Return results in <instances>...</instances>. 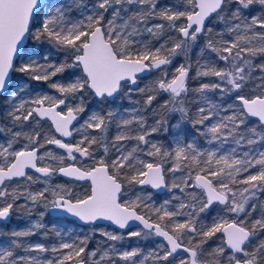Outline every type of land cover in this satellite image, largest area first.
Segmentation results:
<instances>
[{"label": "snow or ice", "instance_id": "1", "mask_svg": "<svg viewBox=\"0 0 264 264\" xmlns=\"http://www.w3.org/2000/svg\"><path fill=\"white\" fill-rule=\"evenodd\" d=\"M186 2L191 5V10L173 11L171 8L165 7L157 11V0H96L91 14L86 17L87 23H85L84 20L77 22L68 20L63 6L45 3V0H0V90L5 89L6 81L12 70L30 73L33 80L48 81L50 77L63 72L67 67H82L84 73L82 78L67 85L53 83L50 86L57 89L61 94L74 95L78 92L85 93L91 90L96 97L102 99L114 97V94L118 93L123 87L122 82H130L135 85L138 73L161 69V66L171 64L174 56L181 52L186 53L190 43L195 42L200 34H204L208 37L205 47L217 53L219 59L227 62L230 68L218 69L215 66L204 65L202 67L205 70L198 71L197 76L218 77L221 82H226L231 88L225 89L221 83H204L194 91L199 93L216 89H220L221 92L236 91V99L241 102L242 108L211 124L207 127L206 132L201 133V135L208 136L211 134L208 143L219 140L221 145L229 137L237 146H242L245 141L248 145L257 143L254 137L264 140V134L258 132L256 127L248 128L246 123L248 117H256L260 125L264 126V83L257 86L262 89L260 95L252 97L239 95V91L252 78V73L256 68L264 73V63L254 64L253 62L257 57L264 59V0H186ZM125 5H140L143 7L124 19L122 25L117 26L115 21L123 19L120 15L121 11H128ZM254 6H259L260 13L251 15L249 20L244 12ZM48 9H51V14L47 11ZM109 9H113L112 18L107 20L105 24V13ZM155 18L168 21V27L179 32L181 38L174 42L170 48L162 44L160 47L152 49L146 43L136 47L135 45L139 42L134 40L133 37L141 34L142 30L138 27L139 24H144L143 31L153 36H159L164 30L165 25L162 23L155 24L152 27L146 26L150 19ZM181 18H185L187 23L178 25L176 22L180 21ZM206 21L213 24L216 22L222 23L225 25V30L216 32L214 27H209L206 24ZM257 27L261 30L256 31ZM33 28H35V31H33ZM233 34L235 35L231 40L224 38L226 35ZM213 35L218 39H213ZM30 36L36 41L46 39L57 48L65 50L67 54L73 57V63H63L58 66L38 64L27 52L28 45L26 41ZM224 53H227V55ZM25 57H28L29 62L22 63L20 67L14 69V60H24ZM44 59L47 60V56H44ZM48 69L53 70L49 72ZM162 72L163 77L154 82V87L139 89L142 93L146 91L153 93L147 96L146 105L153 103L157 92H167L170 94V99L162 107L167 108L169 104H172L171 111H179L182 117L186 116L187 109L183 107L184 101L180 100L178 102L181 105L179 108L175 107V104L177 103L176 98L181 97L182 94H186L188 91L189 68L180 65L176 68L175 74L170 80L167 79L168 73L163 69ZM260 79L264 81V76H261ZM129 91H132V89H129ZM202 98L209 105V110L205 114V108L199 107L198 118L194 120V125H203L205 121L211 120L213 116H219L221 110L220 105L211 103L206 97ZM66 99L67 96L60 99L47 95L39 97L33 101L38 107L27 110L22 119L28 121L34 113L39 117H49L55 125L56 132L64 137L71 136L72 131L69 126L77 118L74 113H81L85 108L82 95L80 104L75 107L66 105V113L62 114L61 111H56L55 109L59 105H65ZM45 101L49 102V107H42ZM233 107L234 105L231 104L227 106L228 109ZM23 109L24 104L21 103L9 115L13 117L14 121H20L21 116L15 113ZM114 115L115 113L112 111L106 114L94 112L82 127L99 130L103 133L107 130L108 123ZM133 123H137L143 128L146 121L144 117H134L133 119H123L121 121L123 126H129ZM162 124L163 120H157V126L152 127L150 132L145 131L135 136L122 132L115 137V141L135 139L147 145L149 141L146 137L157 132ZM241 126H244V131H241ZM12 135L13 141H10L7 147L0 144V157L6 159L5 165L0 166V185H4L6 180L10 181L14 177H26L27 180H33L34 178L25 171L29 168L35 169L36 172L45 177L51 176L57 169L47 165L43 167L37 165V161H43L45 155L63 164L65 159L63 156H55L51 153L37 155L39 148L44 147V144L38 143L39 132L34 135L15 132ZM21 135L28 139L29 144H26L24 149L20 151L9 152L15 138ZM44 141L47 144H55L59 148L66 149L68 157L72 160H76L73 153H79L82 157H93V153L89 151L90 146L101 142L96 137L87 135L75 145L64 143L55 137L48 138L45 136ZM85 141H87L88 146L82 147ZM30 144H38V147L30 148ZM138 150H140L139 145L126 154L118 155L111 161V164L106 163L104 159H99L92 167L80 168L71 165L59 167L58 171L64 176L91 181L90 193L82 198L77 197L74 201L71 198L70 191L60 185H57L60 191H51V195L56 197L51 201L47 200L46 193L49 192L47 187L36 193L30 191L27 193L20 192L18 189L8 192L6 187L0 189V197L11 196L12 200V202H0V220H6L10 217L15 201L21 197L31 200L33 203L38 200H45L44 206L46 208L50 206L53 210H63L85 223L108 220L123 229L128 226L130 220L140 221L144 228L149 230L144 235L154 232L156 236L163 237L167 241V248L163 244L160 245L164 249V254L158 258L167 261L168 264H172L169 257L175 260L180 249L187 253L188 257L180 258L179 264H264V241H260L256 245L251 243L252 237L256 236L259 231H264V206H262L261 218L253 220L250 226H245L247 217L251 215V212L246 211V205L251 198L255 197V190H264V152H259L257 156H253L246 151L242 156L237 157V149L231 148L226 153L218 155L219 148L201 151L195 147L194 143L182 145L177 140L174 152L162 150V147L158 144L151 143L147 155L158 157L159 162H145L135 157L134 154ZM117 151L119 152L120 149L118 148ZM107 152L108 148L105 146V154ZM8 157H11L13 162L8 163ZM170 157L173 161V166L169 169L170 172L180 171L182 164L189 169L194 167L199 169L194 177V187L202 189L207 196L205 201L199 202L198 211L186 213L185 215L189 218L184 222L173 223L171 231H169L167 225L162 227L160 223L150 222L144 215L137 214L134 209L139 207L137 201L140 200V197H137V201H132L130 205L119 202L123 188L122 180L127 181L129 184L150 185L154 189L165 186L163 165ZM213 164L216 165L215 168L212 167ZM137 165H140V167H137ZM257 166L259 167L257 168ZM125 168L133 174L130 176L127 173L122 174L121 170ZM253 168H257L255 174L250 173V169ZM200 172L205 174L201 175ZM243 173L249 174L242 179H237ZM35 179L38 181L40 178L36 177ZM184 183L186 187H193V185H188L186 181ZM230 184L246 185L240 190L241 198L239 201H237L236 193L230 187ZM172 187L184 191L179 184L173 183ZM229 193H232L231 198ZM244 193H249V195L245 196ZM66 195L68 198H65ZM191 195L195 201L196 194L192 193ZM214 202L224 205L227 212L235 213L237 217L243 213L245 219H233L230 222L226 219L217 220L213 218L211 225L201 223L197 227L196 217L198 214L204 212ZM165 203L168 202L165 201ZM187 207L195 210L196 204L181 203L180 205L181 209ZM255 208L256 205L253 204L252 211H255ZM155 211L160 212V209ZM179 214L181 213L165 210L159 216V220L163 221L165 217L171 219ZM40 215L43 216V213ZM43 227V224L36 223L28 230L12 231L11 236L14 238L28 237L34 234L33 229ZM216 233H223L227 248L231 250L230 253H226L224 247H217L211 251L204 249V245ZM141 234L140 231L129 233L130 236H140ZM101 235L111 241L123 239L122 236L110 232L102 231ZM184 237L188 238V246L183 244ZM197 237H199L198 240ZM86 244L87 238L81 240L79 245L62 243L59 248L52 247L51 251L53 253L58 252L60 249H70L71 251L59 259L46 261H41L34 256L13 258L14 252L11 248H0V264H66L70 260H73L75 264H89L82 257V254L85 253ZM11 245L15 248L22 247L19 239H13ZM48 250L41 244L24 247L25 252L38 251L43 253ZM96 254V251H92L90 256L95 257ZM138 254V249L124 251L120 254V258L131 260ZM107 255L108 253L105 251L100 256V260H93L91 264H100V261L104 260ZM204 256H209L211 259H202ZM221 257H223V261Z\"/></svg>", "mask_w": 264, "mask_h": 264}, {"label": "trees", "instance_id": "2", "mask_svg": "<svg viewBox=\"0 0 264 264\" xmlns=\"http://www.w3.org/2000/svg\"><path fill=\"white\" fill-rule=\"evenodd\" d=\"M167 1V0H165ZM128 9L127 12L121 11L122 13H124V15H129L130 11L134 8L133 5H129L126 7ZM112 12V11H111ZM254 13V9H250L249 12H246V15H252ZM77 15V14H76ZM76 15H74L73 17H76ZM248 17V16H247ZM250 17V16H249ZM126 19V18H124ZM123 19V20H124ZM122 20V19H120ZM106 22V19L104 21V23ZM185 22V18H181L180 21H177L176 23L179 24H184ZM169 23H164V25H167ZM217 29L221 32L225 30V25L222 23H219L218 26H216ZM203 35V34H202ZM199 35L198 39L195 41V43L191 42L186 53L181 52L180 54L174 56L172 58V62H171V67L169 68V74L173 73L174 71V67L178 64L181 65H185L186 67L189 68V75H188V92L187 94H185L181 99H177L176 101L177 103L175 104V107L179 108L181 105L178 103L180 100H183V107H187L188 105V109H187V115L182 117V114L177 111L176 113H173V111H171L170 109H172L173 105L169 104L167 108L162 107V105L165 104L166 101H168L170 99V94L167 92H157L156 98L153 100V103L151 105H146L145 101L147 99L148 95L153 94L152 92H140L139 89L138 90H132L129 91V89L127 88V86H124L122 89V95H120L114 102L110 103L107 101H103V102H97L93 96L91 95V93L89 91L85 92V93H75L74 95L72 94H66V96L71 99V100H79L81 102V96L83 95V101H84V108L85 110L82 112V117L83 119H85L87 117V115L89 113H98V114H106L109 111H112L115 113V115L111 118L110 122L108 123V127L107 130L105 132H100L99 130H91V132L87 135L89 137H96L98 140H100V143L97 144H92L89 148V151L94 154H102L99 156H103V159L105 160L106 163L111 164L112 161V156L113 152L115 151V149L119 148L121 151H123L124 153L131 151L134 147H136L137 145H139V149L134 155L135 157L142 159L144 161L146 160H152L153 162H159V158L155 157V158H150L147 155V152L150 148V144L151 143H156L158 144V146L162 147V150H168L170 152H174V146L171 144V142L169 141V139L175 135L181 136L184 138V140L186 141V143H194L195 147L198 150L201 151H205L208 150V148L206 147V140H210L211 139V134L208 136H204L201 135V133L206 132L207 127H209L211 124L218 122V120H220L222 117L229 115V110H224L227 108V106L229 104H237L235 101V97L237 95V92H234L231 95H224L216 97L215 95L212 97H209V101L211 103L217 104L221 106V110L219 112V116H213V118L211 120L205 121L203 125L201 124H195L194 125V120L198 118V108L199 107H208L209 110V105L205 103V101L201 102L202 100H204L202 97H205L204 95H206L205 91L204 93H199L194 91L195 89H198L201 84L204 83H209L211 84V79L209 76L205 77V76H199L197 78H194V70L196 69H200L199 71H202L203 67L200 65V63L196 66V63L199 61L198 59V53L196 52V45L197 44H201L203 43V36ZM150 36V35H149ZM152 38H150V42L149 44L151 46H158L160 47V45L164 44L166 45V47H171L173 45L174 42L178 41L180 39L179 36V32H177L174 29L171 28H164V30L162 31V33L159 36H153L151 35ZM47 41V40H46ZM48 42V41H47ZM191 44H195V45H191ZM27 52H29L31 54V56L33 57H37L39 56L41 59L44 57V54L46 53V50L42 47L37 48V49H33L30 48V37L28 39L27 42ZM49 47L52 49H54V52L59 54V56L65 55L66 60H67V64H72L73 63V57L69 54H67L65 52V50L61 49V48H57L53 43L48 42ZM48 52V51H47ZM227 55V54H225ZM203 57H201L202 59ZM217 57H214V59H216ZM204 59V58H203ZM212 60V59H209ZM254 64H259V63H264V59H262L261 57H257L254 59ZM20 63H19V59L16 60L15 64H14V69L20 67ZM210 65V64H208ZM217 65L220 68H230V65L223 61L220 60L217 62ZM166 66V65H165ZM163 67V66H161ZM205 69V68H204ZM257 70H259V68H256ZM156 70V69H154ZM154 73V72H153ZM28 73H21L15 70H12L11 73V80H10V85H9V89H12L15 85H17L19 83V81L21 80H26L27 81V90L29 89H33V90H44L46 88L48 81H37V80H33L31 79L30 75H27ZM82 76L79 67H67L65 68V70L61 73H57L55 76H53L51 79L52 80H59L61 83H67L70 79H72L71 77L74 76ZM144 81L141 82V84L143 85ZM155 85H151V87H154ZM148 87V88H151ZM128 90V91H127ZM250 85L247 82L246 86L239 91V94L245 96V97H250L251 96V92H250ZM7 91V92H8ZM6 92V93H7ZM6 93L4 94H0V112L3 111V109L5 108L4 105V97L6 95ZM209 93V92H208ZM127 95V97H126ZM207 98V97H206ZM124 99V101H123ZM25 104H29V103H25ZM24 104V105H25ZM161 107V109H160ZM126 108L130 109L131 112L127 115V116H120V113L123 112V110H126ZM206 109V108H205ZM240 109V108H238ZM30 110V109H29ZM205 111V114H207V111ZM134 117H144L146 123L145 126L143 128H141L139 126V124L137 123H133L132 125L129 126H123L121 124V121L123 119H133ZM6 117H4L5 120ZM31 120H33L35 122L34 126H29V129H32V131L30 132V135H34L36 132L40 133V137L38 139V143L44 144V147L40 148V150H43L46 146H48V144L45 143L43 137H45L47 134L48 135H52V131L50 128V125L46 122H40L38 121L34 116L30 117ZM3 120V119H2ZM157 120H163V124L161 126H159V130L157 132L151 133V135L147 136L146 139L149 141V144H144L143 142L137 141L135 139H128V140H123V141H115V137L120 134V133H125L128 135H133L135 136L136 134H141L145 131H151L152 127L157 126L156 125V121ZM247 123V127L248 128H252V127H256L257 131L261 132L262 134H264V128L260 127L255 121L253 120H246ZM118 125H120L118 127ZM244 126H241V131H244ZM43 133L45 134L43 136ZM75 134H77V132H75ZM103 137V139L101 140V138ZM6 138V131H4L3 133H0V140H4ZM230 138V137H229ZM257 140V143L253 144V148L252 150H249L250 153L254 152V151H260L263 147H264V140H260L258 137H254ZM219 141V140H217ZM261 141V142H260ZM216 141L210 143V145H216L215 144ZM33 146H38V144H31V147ZM84 146H88L87 145V141H85V144L82 145ZM105 146H107L108 148V152L107 154H105ZM243 146V150H247L248 147L250 145H248L245 142L242 143ZM256 147V148H255ZM203 159V158H201ZM91 163V162H89ZM96 163V162H94ZM173 163L172 158H168L165 162H164V166L168 167ZM137 167H140V165H137ZM199 171L198 168H192V172L197 173ZM122 174L124 173H129V176L132 175L133 173L129 170V169H122ZM200 174H205L203 172H200ZM52 180L57 181V182H62V183H66L63 179H61L60 177L53 175L51 176ZM244 176L242 174V176L238 177L237 179H242ZM18 184V183H17ZM84 191H86V188L83 187L82 188ZM127 189L130 190L129 193H131L132 195L136 193V189H137V184H127ZM192 189L195 191V194L197 196V200L198 203L201 201H203V197L201 192L196 188V187H192ZM31 190L33 191H38V188H36L35 185L31 186ZM142 192H146L147 195L149 196V198H147V207L144 209L143 211V215L148 217L150 220L156 222V223H160L161 226H165L167 224H165V222L160 221L159 217H158V212L155 213L154 215L148 216L150 215V212L152 210H154L158 203H160L161 199L163 198V196L165 195L163 194H152L147 190L142 189ZM256 192V196L251 198L249 203L246 205V207L251 209V215L250 217L246 219V227L250 226L251 222L255 219H260L262 216V206H264V190H259L257 189ZM71 193V197L74 198V196H76L77 194L73 191H70ZM47 196V200L51 201L54 199V197L51 195L50 192L46 193ZM41 201V206L40 209H46V207L44 206L46 201L45 200H40ZM21 201H16L12 210V216H11V220L9 223L6 224H0V227L5 229V230H9L10 226L14 223L15 220V216H17V213H20L19 210L16 209V207L20 204ZM256 205L255 211H252V205ZM40 205V204H39ZM200 206V203L198 204ZM151 207V208H150ZM161 213V211H160ZM226 219L227 220V214H226V209H222V208H217V209H206L204 212L199 213L198 216L196 217L198 224H205V225H211L213 223V219L212 217H216L217 219ZM252 218V219H251ZM217 219V220H218ZM44 222H46L45 226L43 228H39L36 229V231L34 232L33 235H30L28 237H21V238H13L11 237L10 240L12 241L13 239H19L22 247L20 248H15L14 246L11 245V241H10V246L9 248H11L14 252V257L13 258H17L20 256H27L29 254L32 253H36V257L38 259H40L41 261H46L49 259H59L61 258L63 255H67L71 250L70 249H60L58 252L53 253L51 251L52 247H57L59 248V245L64 243V239L68 240V242L70 244H76L79 245L81 240H84L85 238H87V244H86V248H85V253L82 254V257L87 260L88 257V253L91 250H96L95 245L99 244L101 249H107L109 248L110 244L107 240L104 241H100V237L97 233L93 232L92 233V237L88 236V237H84L83 239H81L83 236L80 234V232L78 231L79 227L77 225H75L73 222H71L70 220L61 218V217H51L48 215V213L45 211L44 212V218H43ZM53 223H58L60 224L63 228V233H60V235H57V233L54 230H48L47 227L50 226ZM96 228V227H103V226H89L86 227L88 228V230H90L91 228ZM105 228L109 229L108 227L105 226ZM64 233H66L65 238H63L62 235H64ZM91 233V232H90ZM149 237L147 238L148 241H143V240H139L140 241V251L145 252V250H150V248L152 247L153 243L156 242V240L154 239V237L149 234ZM142 239V238H141ZM197 240L199 239V237L196 238ZM260 241H264V231H259L257 233L256 236L251 238V243L253 245L258 244ZM135 239L130 240L128 242H124L121 244L123 247H132L134 245ZM194 243L196 242L195 240L193 241ZM36 244H41L44 245L47 249H49L46 252H38V251H29V252H25L24 251V247H30V246H35ZM183 244H186L188 246V238L184 237L183 238ZM217 247H224L223 245V241L221 239V236L219 233H216L215 236H213L212 238H210L208 240V243L204 245V249L206 251H211L214 248ZM225 248V247H224ZM226 250V249H225ZM34 253V254H35ZM96 256L92 257L93 260H100V256H99V250L97 248L96 250ZM108 255L105 257L104 260L100 261V264H131L128 260H123L117 257H113L111 251H107ZM226 253H229L228 251H226ZM204 259H211V257L206 256V258ZM222 261H223V257H221ZM90 262V261H89ZM75 263L73 260L67 261L66 264H72ZM91 264V262H90ZM134 264V263H132ZM146 264H168L167 261H162V260H157V261H150L147 260Z\"/></svg>", "mask_w": 264, "mask_h": 264}, {"label": "rangeland", "instance_id": "3", "mask_svg": "<svg viewBox=\"0 0 264 264\" xmlns=\"http://www.w3.org/2000/svg\"><path fill=\"white\" fill-rule=\"evenodd\" d=\"M95 2H96V0H47L46 3L54 4V5H57V6H63L65 8V10H66L67 19L72 21V22H77V21H80V20H84L85 23H87L86 17H87V15L91 14L92 7L95 4ZM127 6H129V5H125V7H127ZM133 6H134V8L130 11L129 15H131L133 12H135V11L139 10L141 7H143V6H140V5H133ZM165 7H169L173 11H176V10L183 11V10H186V9L187 10H191V5L187 4L186 0H167V1H165V0H157V11H159V10L165 8ZM253 9H254V13L253 14H259L260 13L259 6H254ZM47 11L49 12V14H51V9H48ZM111 11H113V9H109V11L107 13H105L106 22H107V20L112 18V12ZM249 11L250 10H245L244 15L248 16V18L250 20L251 15H246L245 14L246 12H249ZM74 15H76V17H73ZM120 15H121V17H123V19L124 18L127 19L128 16H129V15H124V13H122V12H121ZM123 19L122 20L117 19L115 21L116 25L117 26L122 25L124 23ZM106 22H105V24H106ZM161 23L164 24V23H169V22L165 21V20H162V19H159V18H155V19H150L147 22L146 26L147 27H152L155 24H161ZM218 24H219V22H216L214 24L213 23H209L208 26L209 27H214L216 32H220L217 29V27H216V26H218ZM37 26H39V25H37ZM138 27L142 31H141L140 35L133 37L134 40L139 42L135 46L136 47H140L141 44L146 43L152 49L158 48V46H151L149 44V42L151 40L150 38H152V36H151L152 34L146 32V31H143V29L145 28V25L144 24H139ZM165 28H168V24L165 25ZM260 30L261 29H259L258 27L256 28V31H260ZM33 31H35V28H33ZM234 35L235 34L226 35L224 38L228 39V40H231V39L234 38ZM202 36H203V41H202L203 43L197 44L196 45V49H195L196 52L199 54L198 55L199 61L196 63V66L201 62L200 63L201 66L210 64L211 66H215L216 68L220 69V67L217 65V62L219 61L218 54L215 53V52H212L210 49H207L205 47L208 37H206L204 34ZM212 38L213 39H218V37H216L215 35H213ZM193 43H195V42H193ZM191 45H195V44H191ZM29 47L33 48V49H37V48L42 47V48H44L46 50V53L44 54V56H47V60H45L44 57L41 59L39 56H37V57L31 56L32 59H35L37 61V63L40 64V65L47 66L48 64H52V65H57L58 66L60 64L67 63L65 55L59 56V54L55 53L54 49L53 48L51 49L49 47L48 42L46 41V39H42L41 41H36L35 39H33L30 36V46ZM224 54H227V53H224ZM201 57H203L204 59L203 58L201 59ZM214 57H217V58L214 59ZM209 59H212V60H209ZM28 62H29L28 57H25L24 60H19L20 64L28 63ZM170 65L171 64L163 66V67H161V69H156L151 77H148L147 79H145V81H144L143 85L140 87V89L141 88L147 89L148 87H151V85H155L154 82L159 80V79H161L163 77L162 69L168 73L167 79L170 80L172 78V76L175 74L176 68H178L181 64H178V65H176L174 67V71H173L172 74L171 73L169 74V68L171 67ZM52 70L53 69H48L49 72L52 71ZM199 70L200 69L194 70V75H193L194 78L198 77L197 76V72ZM203 70H205L204 67H203L202 71ZM27 75L31 76L30 73H28ZM188 75H189V72H188ZM261 76H264V73H262L260 71V69L259 70L255 69V71H253L252 78L248 81V83L250 85V89H251L250 90V92H251V96L250 97L262 94V89L260 87H257L258 85H261L262 83H264V81H262L260 79ZM52 77H50L49 82L47 83L46 88L44 90H33L32 88L27 90V87H28L27 81L23 79V80L19 81V83L17 85H15L12 89H10L6 93V95L4 97L5 108L3 109V111L0 112V133H3L4 131H6V138L4 140H0V144H3L5 147H7V144L10 141H13V135L12 134L15 133V132L27 133L29 135L31 134L30 132L32 131V129H29L28 127L29 126H34L35 122L33 120H31V118H29L28 121H24L22 119V117H23L24 114H26L27 110H29V109L31 110V108L35 105V103H33L34 100H36L39 97L45 96V95L51 96V97H54V98H57V99H59V96L65 95V94H61L59 91H57V89L51 87L50 86L51 84L59 83V84H62V85H67L69 83L75 82L79 78H82V76L80 77V76L76 75L74 77H71L72 79H70L67 83H61L59 80H57V81L56 80H52L51 79ZM209 77L211 79V83H221L223 88H225V89H230L231 88V86L227 85L226 82H221L218 77H214V76H209ZM42 81H44V80H42ZM187 87H188V83H187ZM122 89L120 91V95H122L121 94L122 93ZM208 92H206V95H204V96L207 97V100L209 101L208 98L211 97V96L213 97L215 95L216 97H219V96L223 97L224 95H231V94H233L236 91H224V92H221L220 89H216V90H209ZM184 95L185 94H182V96L181 97H177V99H181ZM235 95H237V94H235ZM239 95H241V94H239ZM126 97H127V95H126ZM123 101H124V99H123ZM203 101L204 100H202L201 102H203ZM21 103H23V104L29 103V104H25L23 110L15 113L16 115H20L21 116V120L20 121H14L13 117L10 116L9 113L14 112L15 109L18 108ZM45 103H49V102L45 101ZM69 104L72 107H75L76 105L80 104V99L77 100V101L70 100ZM231 105H234V107L231 108V109L226 108L227 110H229V115H231L234 111H236L238 108H240V106L238 104L235 105V104L231 103ZM188 106L185 107V108L188 109ZM204 108H206L205 110H208V107H204ZM160 109H161V107H160ZM130 112H131V110L126 108V110H123V112L120 113V116L121 117L127 116ZM176 112L177 111H173V113H176ZM91 114L92 113H89L87 115V117L84 119V121H82L75 128V131L78 134H80V137L77 139V143L85 135H88L91 132V130H93V131L95 130V129H86V128L82 127V126H84L85 121L89 118V116ZM4 117H6L5 120H4ZM262 128H264V127H262ZM44 135L45 134L43 133V136ZM46 136L48 138H52L53 137V136L48 135V134ZM43 139H44V137H43ZM177 140H179L182 145H186L187 144L183 137L175 135V136H173V137H171L169 139V141L174 146V148L176 147ZM206 141H207L206 143L209 144L208 143V139ZM26 144H29L28 139L24 135H21L20 137L15 138V140H14V142L12 144V148L9 149V152L20 151V150L24 149V146ZM215 144H216V147L213 148V150L219 148L220 151L218 152V155L226 153L231 148H236L237 149L236 155H237V157H240V156H242V154L244 152H246V151L249 152V150H252V148H253V145H250L247 150H243V146L235 145L233 143L231 137L226 142H224L223 145H221L220 141H216ZM29 146L31 148V144ZM259 152H264V147L260 151H254V152H252L250 154L253 155V156H257ZM46 153H51L52 155H55V156H63V157H65V159L63 161V164L66 163L70 159L68 157L67 153L59 150L58 148H56L54 146H50L49 145V146L45 147L41 151L40 155H45ZM126 153H124L121 150L118 152L117 148H116L115 151L113 152L112 156H114V157H112V160L115 159L118 155L126 154ZM99 155H102V154L93 155L92 159L97 160V161L99 159H103V156H99ZM149 157L150 158H155V157H151V156H149ZM11 160H12L11 157L7 158V162L8 163H10ZM145 162H153V161L148 159ZM5 163H6L5 157H0V166L5 165ZM40 163L43 166L47 165V166H51L52 168H55V169L62 165L58 160H52L46 155H45V159L43 161H40ZM73 163L84 164L85 160H82V158L80 156H76V160H73ZM185 163H187V162H185ZM172 166H173V163L170 166H168V167L163 165L164 171H165L164 173H165V176H166L167 189L164 192L165 195L161 199L160 203H158L157 207L150 212V215H148V216H151V215H154L155 213H157L155 211L156 209H160V211H161V213L158 212V217L160 215H162L165 210L171 211V212H179V213H181L179 215H176V216L172 217L171 219L165 217L163 222H165V224H167L169 231H171V226H172L173 223L184 222L186 219L189 218L187 215H185L186 213H191V212H194V211H198V209H199V205H198L199 203H198V200H197V196H196V200L194 201L192 199V195H191L192 193H195V191L192 189V187H186L185 183H184L186 181L188 185H193V183H194V175H196L197 173L193 174L192 168L189 169L187 167H184L183 164L181 165V170L180 171L170 172L169 169ZM212 167L215 168L216 165L213 164ZM258 167L259 166H257V168ZM257 168L250 169V173L251 174H255ZM189 173H191V174L189 175ZM248 174L249 173H243L244 177H246ZM31 176L34 178L31 181L25 179L24 181H20V183H18V184L17 183L16 184H13V183L6 184L5 187L7 188L8 192H12L13 189H18L20 192L27 193V192L30 191L32 193H36L37 191L31 190V186L35 185L36 188H38V191H42L44 188L47 187V188H49V192L51 193L52 190L60 191V189L57 188V185H60L64 189H66L68 191H73V192H75L77 194L76 188H74L72 186H69L66 183L54 181V180H52L51 176H49L47 178H40L39 177L40 179L38 181L35 179L37 176H34V175H31ZM214 182L216 183V181H214ZM173 183L179 184L180 187L184 189V191L182 192L180 190V188H173L172 187ZM230 187L236 193V199H237V201H239L240 198H241L240 197V190H242L244 187H246V185L230 184ZM142 195L143 194H141V196ZM244 195L247 196V195H249V193H244ZM229 196L231 198L232 193H229ZM255 196H256V194H255ZM144 197L149 198L148 195H146ZM55 198L56 197H54V199ZM16 201H21L20 204L16 207V209L19 210L20 213H17V216H15L14 223L10 226L9 230H5V229L0 227V248H9L10 241H11L10 238L12 237L11 236V232L12 231L28 230V229L32 228V226L34 224H36V223H41L44 226L46 224V222H44V220H43L44 212L46 211L48 213V208L50 206L48 208H46V209H40V207H42L40 200H38L36 203H33L31 200L24 199L23 197H21L20 199H18ZM127 201H128V203L130 205L132 201H137V197L128 198ZM165 201H167L168 203H165ZM0 202H12L11 196H8L6 198L0 197ZM181 203L188 204V205H191V204L195 203L196 204V209L194 210L191 207H187V208L181 209L180 208ZM246 211L251 212V209L246 207ZM41 213H43V216L40 215ZM226 214H227L226 218L229 221H232L233 219H237V220L245 219V215L243 213H241L239 215V217H237L235 213H229L227 211H226ZM48 215L53 217L49 213H48ZM212 218H214V217H212ZM217 219H218V216H217ZM211 220H213V219H211ZM86 227H89V226H83L82 228L78 229L80 234L83 236L81 239H83L84 237H88V236L92 237V233L95 232V233H97L99 235L100 241L107 240L109 242V244H110L109 248H107V249H101L99 244L95 245L96 250H97V248L99 250V256H101L105 251H108V249H109V251H111L113 257L120 258V254L123 253L124 251H132L134 249H138L139 250V254L136 257H133L131 260H128V261L131 264L132 263H134V264H146L147 260L157 261V260H159L158 257L162 256L164 254V249H162L160 247V245H162V243H160V242H154L152 247L150 248V250H145V252L140 251V245L141 244H140L139 240H143L144 242L148 241L147 238L149 236L148 235H144L145 232H142L139 229H134V230H132L130 232H127V233H116V232L111 231L110 229L105 228V226L96 227V228L92 227L90 230H88V228H86ZM197 227H199V225H197ZM62 228L63 227L60 224H58V223H53V224H51L50 226L47 227L48 230H54L56 233H59V235H60V233H63V229ZM35 231H36V229H33V232H35ZM102 231L103 232H110V233H113V234H116V235H120V236L123 237V239L118 240V241L108 240L107 237L101 235ZM135 231H140L142 234L140 236H130L129 235V233L135 232ZM62 236H63V238H65L66 233H64V235H62ZM133 239H135V242H134V245L132 247H122L121 244L123 243V241L124 242H128V241L133 240ZM64 243H69V242H68V240L64 239ZM96 250H94V251H96ZM92 251L93 250H91L88 253V257H87V260H86L88 262L89 261L90 262L93 261V258L90 256V253ZM34 253L29 254L27 256L36 257V253L35 254ZM180 258H187V257L186 256H177L175 260H173L172 257H169V260L172 261V264H179V259ZM204 258H206V256L202 257V259H204ZM90 262H89V264H90ZM72 264H74V263H72Z\"/></svg>", "mask_w": 264, "mask_h": 264}, {"label": "flooded vegetation", "instance_id": "4", "mask_svg": "<svg viewBox=\"0 0 264 264\" xmlns=\"http://www.w3.org/2000/svg\"><path fill=\"white\" fill-rule=\"evenodd\" d=\"M184 24H186V19H185V22H184ZM202 35V34H201ZM179 36H180V38H181V34L179 33ZM147 63V62H146ZM80 72H81V70H80ZM153 72H155V70L153 69V70H151V73L149 74V76H146V77H143V78H140L139 79V85H138V87L136 88V89H132V90H138V89H140V87L142 86V84H141V82L142 81H145V79H147L148 77H151L152 75H153ZM81 75H82V73H81ZM82 77H83V75H82ZM187 80H188V78H187ZM124 86H127V88L128 89H131L129 86H128V84H125V85H123V87ZM122 87V88H123ZM121 88V89H122ZM89 91V90H88ZM121 91V90H120ZM90 92V91H89ZM91 93V92H90ZM91 95L93 96V98L96 100V98L94 97V95L91 93ZM66 96V94L65 95H63V96H59V99L60 98H64ZM120 96V93H119V95L117 96V97H115V99L114 100H112V101H108V100H106V99H103L102 101H98V100H96L97 102H103V101H107V102H110V103H112V102H114L118 97ZM71 99H69L68 97H67V99H66V102H65V105L63 106V108L62 109H60V111L62 112V114L63 113H66V111H67V107H66V105H70L69 104V101H70ZM237 99H236V97H235V101H236ZM75 101V100H74ZM236 103L240 106V108H241V105L236 101ZM44 104L45 105H50L49 103H45L44 102ZM35 106V105H34ZM33 106V107H34ZM32 107V108H33ZM32 108H31V110H32ZM76 114V113H75ZM79 117H80V120L72 127V129H71V131H72V137H71V139L69 140V141H63L62 140V142H64V143H67V144H75V143H77V139L80 137V134H75V128L82 122V121H84V119H83V117H82V113L80 114V113H78L77 114ZM33 116H34V114H33ZM35 117V116H34ZM36 118V117H35ZM37 119V118H36ZM38 120V119H37ZM39 121V120H38ZM40 122H46V123H48L47 121H40ZM256 122V121H255ZM256 123H258V122H256ZM49 124V123H48ZM50 125V124H49ZM50 128H51V125H50ZM51 131H52V135L51 136H53V137H55L56 139H59L58 137H56L55 136V134H54V132H53V130H52V128H51ZM61 140V139H60ZM54 146V147H56V148H58L59 150H61V151H63V152H65V153H67V151H66V149H62V148H59L57 145H55V144H48V146ZM33 147H38V146H33ZM47 147V146H46ZM83 147V146H82ZM206 147L208 148V150H213V148H215L216 147V145L214 146V145H210V143L209 144H206ZM41 151L42 150H40V148H39V156H40V153H41ZM68 154V153H67ZM73 155H75V156H80V154L79 153H73ZM94 155H96V154H94ZM98 155V154H97ZM81 158H82V160H85V163L84 164H81V163H73V160L70 158L66 163H64V164H62L61 166H63V167H66V166H68V165H76V166H78V167H80V168H84V167H92L93 165H95L96 163H94V162H96L97 160H94V159H92V157L91 158H89V157H82V156H80ZM12 161V160H11ZM89 162H91V163H89ZM38 165L39 166H43V165H41V163H40V161L38 160ZM61 166H59V167H61ZM58 167V168H59ZM58 168H56V169H58ZM125 169H127V168H125ZM122 171V170H121ZM165 172V171H164ZM128 175H129V173H127ZM165 174V173H164ZM28 175H32V174H28ZM53 175H56V176H58L57 175V173H56V171L54 172V173H52L51 174V176H53ZM201 175H204V174H201ZM244 176V175H243ZM58 177H60V176H58ZM194 177H195V175H194ZM61 179H63L65 182H67V184L69 185V186H72V187H74V188H76V190H77V195L76 196H74V198H72L73 199V201L77 198V197H83V196H85L86 194H88V193H90V186H89V184H87V183H79V182H73V181H70V180H67V179H65V178H62V177H60ZM165 178H166V176H165ZM210 178V177H209ZM244 178V177H243ZM26 179V178H25ZM211 179V178H210ZM24 181V180H23ZM11 183H13V184H16V183H20V181H11V182H6L0 189H3L4 187H5V185L6 184H11ZM122 183H123V188H122V194H121V196H120V199H119V202L120 203H122V204H125V203H127V204H129L128 203V198H134V197H140V200L139 201H137V203L139 204V207H136L135 208V210H136V212L138 213V214H140V215H143L142 213H143V211H144V209L147 207V198L146 197H144V196H146L147 195V193L146 192H142L141 190L142 189H144V190H147V191H149L150 193H152V194H157V193H154V192H152L149 188H147V187H141V186H139V184H137V189H136V193L135 194H131V193H129V191L130 190H128L127 189V181H124V180H122ZM215 183V182H214ZM195 185V179H194V183H193V186ZM83 187H85L86 188V191H84L82 188ZM200 192H201V194H202V197H203V201H205L207 198H206V196H205V193L203 192V190L202 189H200V188H198V187H196ZM141 194H143L142 196H141ZM159 194H163V193H159ZM65 198H68V196H65ZM217 208H224L225 209V206L224 205H222V204H213V205H211L208 209H217ZM11 216H12V213L10 214V220H11ZM61 218H64V217H61ZM145 218L146 219H149L148 217H146L145 216ZM64 219H67V218H64ZM10 220H9V222H10ZM67 220H70V219H67ZM150 220V219H149ZM71 222H73L75 225H77L76 223H75V221H73V220H70ZM150 221H152V220H150ZM8 222V223H9ZM152 222H154V221H152ZM156 223V222H155ZM0 224H3V223H0ZM4 224H6V223H4ZM79 228H82L83 226H81V225H77ZM91 226H105V225H91ZM106 227H108V226H106ZM111 231H113V232H116V233H127V232H130V231H132V230H134V229H130V230H127V231H117V230H115V229H113V228H111V227H108ZM139 230H141V229H139ZM142 232H145V233H148L147 231H144V230H141ZM220 234V233H219ZM151 235L154 237V239L156 240V242H160L157 238H156V236L153 234V233H151ZM221 236V235H220ZM221 239H222V241H223V238H222V236H221ZM160 243H162V242H160ZM163 244V243H162ZM164 246H165V244H163ZM223 245H224V243H223ZM184 246H187L186 244H184ZM123 247V246H122ZM166 247V246H165ZM178 256H183V255H178Z\"/></svg>", "mask_w": 264, "mask_h": 264}, {"label": "water", "instance_id": "5", "mask_svg": "<svg viewBox=\"0 0 264 264\" xmlns=\"http://www.w3.org/2000/svg\"><path fill=\"white\" fill-rule=\"evenodd\" d=\"M46 2H47V0H45V3H46ZM197 11H198V9H197ZM186 23H187V21H186ZM206 24L208 25L209 22L206 21ZM200 35H201V34H200ZM27 42H28V40L26 41V44H27ZM16 60H17V59H16ZM16 60H14V64H15ZM79 68H80V70H81L82 75H84V73H83V71H82V67H79ZM11 73H12V71H10L9 78H8L7 81H6L5 89H4V90H0V94H4V93H6V92L8 91V89H9V85H10V80H11ZM150 73H151V71H145V72L138 73V74H137V83H136L135 85L131 84L130 82H127V83L122 82V85L128 84V86H129L131 89H136V88L138 87V85H139V79H140V78H143V77H146V76H149ZM120 90H121V89H120ZM89 91L92 93L91 90H89ZM119 93H120V91H119L118 93L114 94V97H108V98H105V99L108 100V101H112V100L115 99V97H117V96L119 95ZM92 94H93V93H92ZM93 95H94V94H93ZM94 97H95L96 100H98V101H102V100H103L102 98L96 97L95 95H94ZM236 101L241 105V102H240L239 100H236ZM49 106H50V105H45V104L42 105V107H45V108H46V107H49ZM63 106H64V105H59L55 110H56V111H60V109H62ZM36 107H38V105L35 104V106H34L32 109H35ZM241 108H242V105H241ZM66 112H67V111H66ZM74 115H76L77 118H76L75 120H73L72 124L69 126L70 130H71L72 127H73V126H74V125L80 120V117H79L77 114L74 113ZM34 116H35L39 121H47V122L51 125V128H52V130H53L55 136L58 137L59 139H61V140H63V141H69V140L71 139L72 135H71V136H68V137H64V136H61L60 133L56 132L55 125L53 124L52 119H50L49 117H39V116L35 115V113H34ZM248 119H249V120L256 121V122H258V124L260 125V122H259L258 118H256V117H248ZM260 126H261V125H260ZM261 127H264V126H261ZM37 155L39 156V150H38V152H37ZM11 162H13V160H12ZM11 162H10V163H11ZM37 165H38V161H37ZM38 166H39V165H38ZM68 166H70V165H68ZM68 166H66V167H68ZM71 166L78 167V166H76V165H71ZM40 167H41V166H40ZM42 167H43V166H42ZM58 169H59V168H58ZM58 169H57V171H56V173H57L58 176H60V177H62V178H65V179H67V180L73 181V182L87 183V184H89V186H90V190H91V181H90V180H78V179H74V178H71V177L64 176L63 174H61V173L58 171ZM25 171L27 172V174H32V175L37 176V177H40V178H47V177L43 176L41 173L36 172L35 169H31V168H29V169H26ZM164 177H165V174H164ZM25 178H26V177H18V178H15V177H14V178H13L12 180H10V181H9V180H6V181L4 182V184H5L6 182H11V181H23V180H25ZM2 186H3V185H0V188H1ZM139 186H141V187H147V188H149L152 192L157 193V194H159V193H164V192L166 191V189H167L166 178H165V186H162V187L159 188V189H154V188H152L150 185H139ZM203 192H204V191H203ZM204 193H205V192H204ZM205 196H206V193H205ZM206 198H207V196H206ZM55 199H56V198H55ZM213 204H220V203H219V202H214ZM213 204H212V205H213ZM134 210H135V209H134ZM135 211H136V210H135ZM48 213H49L50 215H52L53 217H64V218H67V219L73 220V221H75V223H76L77 225H81V226L105 225V226L111 227V228H113V229H115V230H117V231H127V230H130V229H141V230H144V231L149 232L148 229H145V228H144L143 224H141L140 221H136V220H130V221L128 222V226H126L125 228L121 229V228H119L118 225H115V224H113L111 221H108V220H97V221L94 222V223H85L84 221L79 220L78 217H74V216H73L72 214H70V213H67V212H65V211H63V210H59V209H58V210H53V209H51V207L48 208ZM137 214H138V213H137ZM9 220H10V217H9L8 219H6V220H0V223H3V224H4V223H8ZM150 222H152V221H150ZM230 222H231V221H230ZM153 223H155V222H153ZM152 233L155 235L154 232H152ZM220 235H221L222 238H223V243H224V247H225L226 251L231 252V250L227 248V245H226V243H225V237H224L223 233H220ZM155 236H156V235H155ZM156 238H157L160 242H162L163 244H165L166 248L168 247V245H167V241L164 240L163 237L156 236ZM178 253H179V255H183V256L188 257V254H187V253H184L182 249L178 250ZM174 255H176V254H174ZM74 264H75V263H74Z\"/></svg>", "mask_w": 264, "mask_h": 264}]
</instances>
